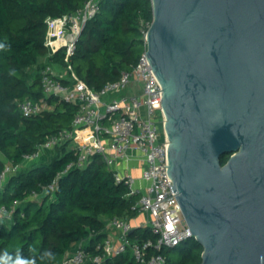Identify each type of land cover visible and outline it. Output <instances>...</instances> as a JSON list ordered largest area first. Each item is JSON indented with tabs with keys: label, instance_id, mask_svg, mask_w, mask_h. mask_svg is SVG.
<instances>
[{
	"label": "trees",
	"instance_id": "1",
	"mask_svg": "<svg viewBox=\"0 0 264 264\" xmlns=\"http://www.w3.org/2000/svg\"><path fill=\"white\" fill-rule=\"evenodd\" d=\"M84 1L0 0V173L7 162L22 163L24 155L50 136L72 128L79 106L47 96L42 89V73L49 65L70 66L79 80L101 90L138 63L145 43L143 31L153 21L151 0H105L69 59L66 47L49 54L47 19L71 14ZM25 100L44 101L49 107L26 117L19 108ZM51 154L50 162L31 163L9 178L0 192V207L19 202L12 218L5 220L9 224L0 223V264H64L83 240H88L86 249L92 252L107 236L109 219L137 216L132 207L138 198L128 196V188L116 183L100 155H93L86 167L61 175L77 159L75 146L67 142ZM229 157H222V165ZM55 181V191L46 194ZM33 193L39 198L33 199ZM130 238L155 239L148 227L135 229ZM202 252L195 238L164 250L166 264H201ZM105 264L136 262L129 252Z\"/></svg>",
	"mask_w": 264,
	"mask_h": 264
},
{
	"label": "water",
	"instance_id": "2",
	"mask_svg": "<svg viewBox=\"0 0 264 264\" xmlns=\"http://www.w3.org/2000/svg\"><path fill=\"white\" fill-rule=\"evenodd\" d=\"M151 2L164 167L201 264H264V0Z\"/></svg>",
	"mask_w": 264,
	"mask_h": 264
},
{
	"label": "built area",
	"instance_id": "3",
	"mask_svg": "<svg viewBox=\"0 0 264 264\" xmlns=\"http://www.w3.org/2000/svg\"><path fill=\"white\" fill-rule=\"evenodd\" d=\"M104 1L85 0L71 14L48 18L46 46L49 54L66 47L69 59L86 24L100 12ZM148 29L143 31L144 49L136 66L123 72L118 80L107 83L101 90H95L79 80L70 66L66 68V80L69 82L65 83V79L56 76L49 65L42 73V89L47 96H57L79 106L72 128L50 136L33 153L24 155L22 163L7 162L0 173L2 192L9 178L40 160L45 152L72 141L77 159L68 164L61 175L75 168L86 167L93 155H100L116 183H123L128 188V196L138 198L132 207L137 211L136 217L109 219L104 240L97 243L92 252L86 249L88 240L81 241L64 264H105L107 260L129 252L136 264H166L164 250L176 248L194 238L174 196L177 193L172 192L169 167H164L169 166V140L165 132L164 139H161L163 124L159 88L149 70L151 65L145 60ZM132 84L140 88L139 94L127 92ZM48 107L44 101L31 100L19 105L26 117L36 116ZM134 161L138 164H133ZM121 165L125 166L124 170ZM55 188L56 181L44 192L50 194ZM32 198H39V194L33 193ZM18 205L19 202L14 201L12 207L1 206L0 221L12 218ZM145 227L150 228L155 239L134 241L130 238L135 229Z\"/></svg>",
	"mask_w": 264,
	"mask_h": 264
},
{
	"label": "crops",
	"instance_id": "4",
	"mask_svg": "<svg viewBox=\"0 0 264 264\" xmlns=\"http://www.w3.org/2000/svg\"><path fill=\"white\" fill-rule=\"evenodd\" d=\"M50 67L52 68V70H53V72H54V74L56 76L61 77L63 79H66L68 77V73H67V70H66L65 67L60 66V65H57V64H52V65H50ZM127 92L129 94H135V93L136 94H139L140 88H138V86L136 84H132L128 88ZM69 142H71L72 144H74V142H72V141H69ZM51 155H52L51 152H49V151L48 152H45L44 155L42 156L44 158L42 162L47 163L45 160L46 159H49V158L51 160L52 159V156ZM133 164L136 165V164H138V162L134 161ZM121 167H122V170H124L125 166L121 165ZM133 173H136V172L133 171Z\"/></svg>",
	"mask_w": 264,
	"mask_h": 264
},
{
	"label": "rangeland",
	"instance_id": "5",
	"mask_svg": "<svg viewBox=\"0 0 264 264\" xmlns=\"http://www.w3.org/2000/svg\"><path fill=\"white\" fill-rule=\"evenodd\" d=\"M50 152H51V151H50ZM41 159H42V161H43L44 158L42 157ZM41 159L38 160V161H41ZM45 161H46L47 163L50 162V158H49V159H46ZM34 163H35V162H34ZM36 163H37V162H36ZM0 223H6V224H9V221H0Z\"/></svg>",
	"mask_w": 264,
	"mask_h": 264
}]
</instances>
